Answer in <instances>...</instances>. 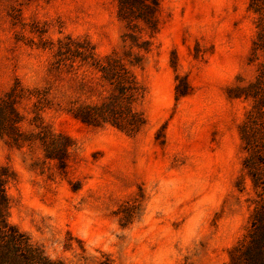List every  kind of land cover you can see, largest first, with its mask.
<instances>
[{
    "label": "rangeland",
    "instance_id": "1",
    "mask_svg": "<svg viewBox=\"0 0 264 264\" xmlns=\"http://www.w3.org/2000/svg\"><path fill=\"white\" fill-rule=\"evenodd\" d=\"M158 2L153 32L135 23L147 43L139 50L123 42L130 31L115 0H0L6 218L52 259L227 264L247 231L257 195L238 128L251 101L233 93L262 62L251 59L249 0ZM66 39L125 68L135 133L73 116L113 88L93 67L58 58Z\"/></svg>",
    "mask_w": 264,
    "mask_h": 264
},
{
    "label": "trees",
    "instance_id": "2",
    "mask_svg": "<svg viewBox=\"0 0 264 264\" xmlns=\"http://www.w3.org/2000/svg\"><path fill=\"white\" fill-rule=\"evenodd\" d=\"M117 17L130 33L123 35V42L130 47L146 50L147 43H137L135 23H141L148 32L156 29L155 15L159 9L158 0H115ZM249 10L255 17V35L251 49V59L262 58L255 80L247 87L238 90L239 97L251 101V107L238 128L240 140L246 154L242 159V170L249 178L257 195V201L249 217V225L243 238L228 252L227 264H264V0H249ZM136 30V31H135ZM68 41V43H65ZM59 42V59L78 61L99 71L107 80L113 92L101 103L81 106L74 109L73 116L88 126L110 125L126 134L135 133L140 121L132 110V102L137 95L133 81L125 68L107 57L103 63L95 59L93 50L79 41ZM137 60L129 61L131 66ZM10 97V96H8ZM8 107V106H7ZM9 108V107H8ZM11 115L13 111L9 109ZM4 112L0 110V136L7 125ZM15 129L7 127V130ZM47 147L45 146V150ZM48 150V149H47ZM2 173H0V264H70L63 259H52L46 255L39 244L9 224L6 218L7 199L4 193ZM242 180L237 181L240 189ZM96 264H111L107 258L97 260Z\"/></svg>",
    "mask_w": 264,
    "mask_h": 264
}]
</instances>
